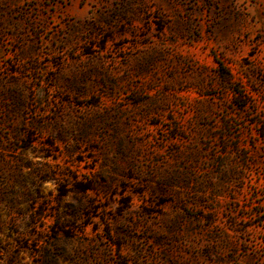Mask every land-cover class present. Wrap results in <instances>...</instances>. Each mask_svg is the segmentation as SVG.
Instances as JSON below:
<instances>
[{"label":"rangeland","instance_id":"1","mask_svg":"<svg viewBox=\"0 0 264 264\" xmlns=\"http://www.w3.org/2000/svg\"><path fill=\"white\" fill-rule=\"evenodd\" d=\"M0 264H264V0H0Z\"/></svg>","mask_w":264,"mask_h":264}]
</instances>
